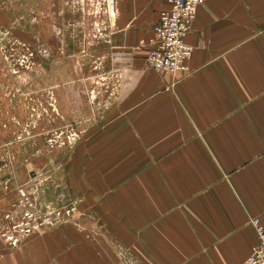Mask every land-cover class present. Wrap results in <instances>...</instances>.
Segmentation results:
<instances>
[{"label": "crops", "instance_id": "crops-1", "mask_svg": "<svg viewBox=\"0 0 264 264\" xmlns=\"http://www.w3.org/2000/svg\"><path fill=\"white\" fill-rule=\"evenodd\" d=\"M166 8L61 0L58 98L69 101L61 116L77 138L61 150L60 170H44L68 184L40 197L77 200L76 211L15 248L0 240V264H241L257 246L264 0H201L185 36L188 69L175 74L145 64ZM14 195L0 186V218Z\"/></svg>", "mask_w": 264, "mask_h": 264}, {"label": "rangeland", "instance_id": "rangeland-1", "mask_svg": "<svg viewBox=\"0 0 264 264\" xmlns=\"http://www.w3.org/2000/svg\"><path fill=\"white\" fill-rule=\"evenodd\" d=\"M64 38L61 0H0V179L10 177L2 185L14 192L24 183L42 210L77 204L46 205L40 197L48 187L68 184L44 170H60L61 150L77 138L61 116V102L69 101L58 98Z\"/></svg>", "mask_w": 264, "mask_h": 264}, {"label": "built area", "instance_id": "built-area-1", "mask_svg": "<svg viewBox=\"0 0 264 264\" xmlns=\"http://www.w3.org/2000/svg\"><path fill=\"white\" fill-rule=\"evenodd\" d=\"M166 1L167 8L160 12L154 26L145 64L158 72H186L192 46L187 44L185 36L192 27L201 0ZM75 211L74 204L42 210L26 186L17 184L14 199L0 218V240L5 246L15 248L27 236L68 222ZM253 225L258 244L241 264H264V228L256 221Z\"/></svg>", "mask_w": 264, "mask_h": 264}]
</instances>
